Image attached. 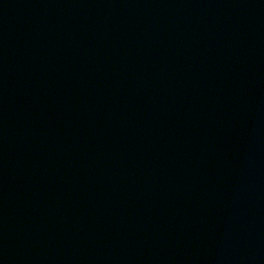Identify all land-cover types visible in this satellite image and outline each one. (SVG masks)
Segmentation results:
<instances>
[{
	"label": "water",
	"instance_id": "1",
	"mask_svg": "<svg viewBox=\"0 0 264 264\" xmlns=\"http://www.w3.org/2000/svg\"><path fill=\"white\" fill-rule=\"evenodd\" d=\"M0 264H264V0H0Z\"/></svg>",
	"mask_w": 264,
	"mask_h": 264
}]
</instances>
